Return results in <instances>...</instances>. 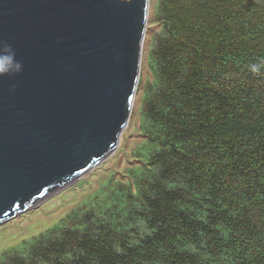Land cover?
<instances>
[{"label":"trees","instance_id":"obj_1","mask_svg":"<svg viewBox=\"0 0 264 264\" xmlns=\"http://www.w3.org/2000/svg\"><path fill=\"white\" fill-rule=\"evenodd\" d=\"M155 20L145 165L0 264H264V0H157Z\"/></svg>","mask_w":264,"mask_h":264},{"label":"water","instance_id":"obj_2","mask_svg":"<svg viewBox=\"0 0 264 264\" xmlns=\"http://www.w3.org/2000/svg\"><path fill=\"white\" fill-rule=\"evenodd\" d=\"M151 1L0 0V226L117 151Z\"/></svg>","mask_w":264,"mask_h":264},{"label":"rangeland","instance_id":"obj_3","mask_svg":"<svg viewBox=\"0 0 264 264\" xmlns=\"http://www.w3.org/2000/svg\"><path fill=\"white\" fill-rule=\"evenodd\" d=\"M156 1L152 0L150 5L141 76L132 116L120 138L117 151L90 173L55 193L38 207L0 226V258L4 259L7 252H26L35 238L60 224L76 209L80 210L86 205L94 207L101 203L102 199L97 200L96 196L101 190H106L109 181L115 187L118 184L124 187L132 181L131 171L145 165V159L139 155L146 153L142 148L147 140L143 130L145 117L142 115V98L146 83L153 81L149 51L152 39L160 28L155 20Z\"/></svg>","mask_w":264,"mask_h":264},{"label":"clouds","instance_id":"obj_4","mask_svg":"<svg viewBox=\"0 0 264 264\" xmlns=\"http://www.w3.org/2000/svg\"><path fill=\"white\" fill-rule=\"evenodd\" d=\"M3 51H5V50H3ZM249 68H250L251 72H253V73H259L260 72L261 65H259V64H250L249 65Z\"/></svg>","mask_w":264,"mask_h":264}]
</instances>
